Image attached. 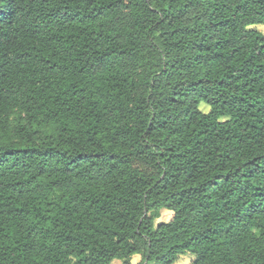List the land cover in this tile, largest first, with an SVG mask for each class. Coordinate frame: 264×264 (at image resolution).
<instances>
[{
  "label": "trees",
  "instance_id": "1",
  "mask_svg": "<svg viewBox=\"0 0 264 264\" xmlns=\"http://www.w3.org/2000/svg\"><path fill=\"white\" fill-rule=\"evenodd\" d=\"M263 24L264 0H0V264H264Z\"/></svg>",
  "mask_w": 264,
  "mask_h": 264
},
{
  "label": "rangeland",
  "instance_id": "2",
  "mask_svg": "<svg viewBox=\"0 0 264 264\" xmlns=\"http://www.w3.org/2000/svg\"><path fill=\"white\" fill-rule=\"evenodd\" d=\"M257 28L260 29L262 32H264V24L257 26ZM201 109L204 112H208L209 106L207 104H202ZM54 132H55V128L51 127V126L50 127H44L42 129L43 135H50ZM172 216H173L172 211L163 209V210H161L160 217L156 220V223L170 221ZM193 259H194V255H192V254L182 255V256H180V258L178 259L176 264H191ZM139 261H140V256L139 255L134 256L133 263L137 264Z\"/></svg>",
  "mask_w": 264,
  "mask_h": 264
}]
</instances>
